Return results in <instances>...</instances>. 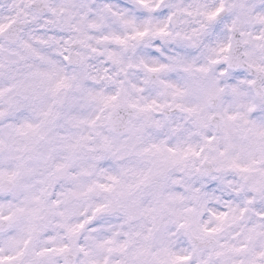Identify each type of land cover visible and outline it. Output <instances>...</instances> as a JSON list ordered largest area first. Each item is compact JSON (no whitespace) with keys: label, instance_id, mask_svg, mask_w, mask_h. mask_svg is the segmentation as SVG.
I'll use <instances>...</instances> for the list:
<instances>
[{"label":"clouds","instance_id":"obj_1","mask_svg":"<svg viewBox=\"0 0 264 264\" xmlns=\"http://www.w3.org/2000/svg\"><path fill=\"white\" fill-rule=\"evenodd\" d=\"M0 264H264V0H0Z\"/></svg>","mask_w":264,"mask_h":264}]
</instances>
